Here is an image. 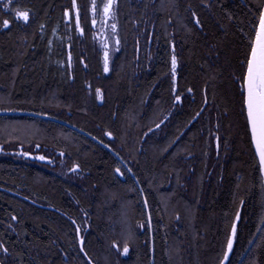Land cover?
<instances>
[{
	"label": "trees",
	"instance_id": "obj_1",
	"mask_svg": "<svg viewBox=\"0 0 264 264\" xmlns=\"http://www.w3.org/2000/svg\"><path fill=\"white\" fill-rule=\"evenodd\" d=\"M92 4L0 6V112L40 114L0 117V264H151L152 240L155 264H221L234 223L224 264H264L240 79L264 0H116L107 71Z\"/></svg>",
	"mask_w": 264,
	"mask_h": 264
},
{
	"label": "snow or ice",
	"instance_id": "obj_2",
	"mask_svg": "<svg viewBox=\"0 0 264 264\" xmlns=\"http://www.w3.org/2000/svg\"><path fill=\"white\" fill-rule=\"evenodd\" d=\"M75 5V0H73ZM115 0H107V3L103 6V16L110 17L113 16L114 13L112 11ZM5 8L9 7V4L4 5ZM91 12L93 17L97 12V7L95 4V0H93V4L91 6ZM17 17H22L24 21L29 20V12L28 11H17ZM92 24L95 25L97 23L96 19H92ZM199 23V20L196 21ZM10 24V21L4 20L3 26L7 28ZM75 24L80 28V31L83 32L84 29L81 27V17H80V9L76 7L75 14ZM111 28L113 32L116 31L117 25L112 24ZM255 35L250 40L249 51L246 55L244 63L246 65L245 72L241 79V90L243 94V104L246 110V117L248 123L250 125L251 137L255 145V150L259 155V161L264 168V12H261L259 15V24L258 26H254ZM117 45H119V38L116 40ZM108 45L105 44V49H107ZM104 61H105V71L108 70V52L107 50L104 53ZM173 64V72H175L176 66V57H172ZM179 99V97H177ZM109 136L112 133H108ZM39 148V145H36ZM27 155V153H25ZM40 159H45V157L41 156ZM75 168H79L77 164ZM75 170V169H73ZM117 172L120 171L119 168L116 169ZM122 174V173H121ZM240 219L239 214L237 213L236 220ZM237 238V226L234 223L231 227V234L227 240L226 251L223 256V260L221 264H224L225 261H229L230 254L233 251V245ZM81 242H83V238H81ZM118 247V245H117ZM5 251H7L5 249ZM124 252H128V247H124Z\"/></svg>",
	"mask_w": 264,
	"mask_h": 264
},
{
	"label": "rangeland",
	"instance_id": "obj_3",
	"mask_svg": "<svg viewBox=\"0 0 264 264\" xmlns=\"http://www.w3.org/2000/svg\"><path fill=\"white\" fill-rule=\"evenodd\" d=\"M11 2V0H0V6L3 7L5 10L7 8L4 7L5 4H9ZM115 3H116V0H115ZM115 3L113 5V13L114 15L113 16H110V17H104L103 16V6L102 5V9L100 10V14L99 16L95 14V18L97 23L95 24L96 27H97V30H98V37H99V40H100V43H101V46H102V49L105 53V51L107 50L108 52V60H109V57H110V53H112V50L117 48V43H116V40H117V28H116V31L113 32L112 28H111V25L112 24H116V17H115ZM19 20L23 21L24 23H27L28 21H24L22 17H17ZM117 25V24H116ZM4 27V26H3ZM5 28V27H4ZM105 44L108 45L107 49H105ZM176 68V66H175ZM2 152V149L0 147V153ZM21 156H23L22 158H30V159H38V160H42L40 159V156H37V155H32V154H29L27 153V155H25L26 152H19ZM44 161H48L50 163L51 160L49 158H46L43 159ZM133 174V173H132ZM134 175V174H133ZM134 178L135 175H134ZM137 183H138V180H136ZM139 185V189L140 191L142 190V187L140 186V184L138 183ZM141 194H142V197H145L144 193L141 191ZM148 215H149V212H148ZM150 219H151V216H150ZM151 228V227H150ZM152 229V228H151Z\"/></svg>",
	"mask_w": 264,
	"mask_h": 264
},
{
	"label": "bare ground",
	"instance_id": "obj_4",
	"mask_svg": "<svg viewBox=\"0 0 264 264\" xmlns=\"http://www.w3.org/2000/svg\"><path fill=\"white\" fill-rule=\"evenodd\" d=\"M258 24H259V19H258V21H257V26H258ZM255 35V34H254ZM65 44H67V42H65ZM61 63H62V65H64L63 63H64V61L62 62L61 61ZM5 115H24V116H30V117H40L38 114H36V113H33V112H26V111H19V112H15V111H2V112H0V117L1 116H5ZM48 118V117H47ZM50 119H52L53 121H55V122H57V123H61V121L60 120H58V119H54V118H51V117H49ZM70 127V126H69ZM74 129H77L76 131H78L80 134H82V135H85V136H88V138H90L93 142H96V143H98L99 145H101L102 147H104L105 149H107L108 151H110L113 155H115L116 156V158L122 163V165H124L125 167H126V169L129 171H131V169L128 167V165H127V162L122 158V157H120L119 155H118V153L117 152H115L110 146H108V145H106L105 143H103V142H101L100 140H98L97 138H95V137H92V136H90L88 133H86V132H84V131H82V130H80V129H78V128H74ZM2 137H0V139H1ZM40 146V145H39ZM42 147H46V146H42ZM42 149H46L47 151L48 150H50L51 152H56V153H62V152H60V151H58V150H53L52 148H42ZM19 152H21V150H17V151H13V150H11V151H9V153H6L7 155H9V156H15L16 158H20L19 157V155H20V153ZM255 153V152H254ZM21 156V155H20ZM259 162V161H258ZM129 171V172H130ZM132 172V171H131ZM130 172V173H131ZM136 179V178H135ZM263 179V178H262ZM263 184H264V182H263ZM142 192H143V190H141ZM144 193V192H143ZM22 198V197H21ZM26 199V198H25ZM143 199H144V203H145V205H146V207H147V211L149 212V208H148V204H147V201H146V198L145 197H143ZM27 201H29V202H32L33 203V200H31V199H27ZM149 216H150V212H149V215H148V218H149ZM149 223H150V226L152 225V222H151V220L149 219ZM151 228H152V226H151ZM261 231H262V227H260L259 228V230H258V233L256 234V237H255V239H257V237L260 235V233H261ZM255 241V240H254ZM254 241H253V243H254ZM151 249H152V251H151V253L152 254H154V264H155V244H154V241L152 240V244H151ZM151 263H152V259H151Z\"/></svg>",
	"mask_w": 264,
	"mask_h": 264
},
{
	"label": "water",
	"instance_id": "obj_5",
	"mask_svg": "<svg viewBox=\"0 0 264 264\" xmlns=\"http://www.w3.org/2000/svg\"><path fill=\"white\" fill-rule=\"evenodd\" d=\"M261 12H264V4H263V6H262V8H261ZM245 107V106H244ZM245 113H246V110H245ZM246 119H247V117H246ZM247 123H248V120H247ZM248 129H249V133H250V139H251V144H252V147H253V150H254V152H255V155H256V157H257V159H258V161H259V155H258V153L256 152V150H255V145H254V142H253V140H252V137H251V131H250V125H249V123H248ZM259 165H260V169H261V175H262V178H263V182H264V168H262V166H261V164H260V161H259ZM130 171V170H129ZM131 172V171H130ZM131 174H132V172H131ZM133 175V174H132ZM133 177H134V175H133ZM149 219H150V216H149ZM151 220V219H150ZM151 264H154V254H152V263Z\"/></svg>",
	"mask_w": 264,
	"mask_h": 264
}]
</instances>
